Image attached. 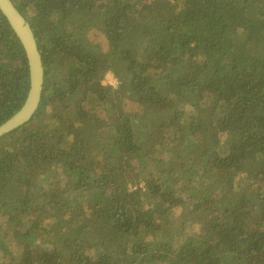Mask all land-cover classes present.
I'll return each instance as SVG.
<instances>
[{"label":"trees","instance_id":"trees-1","mask_svg":"<svg viewBox=\"0 0 264 264\" xmlns=\"http://www.w3.org/2000/svg\"><path fill=\"white\" fill-rule=\"evenodd\" d=\"M13 2L45 76L0 138V264H264V0ZM30 88L0 9V126Z\"/></svg>","mask_w":264,"mask_h":264},{"label":"water","instance_id":"water-1","mask_svg":"<svg viewBox=\"0 0 264 264\" xmlns=\"http://www.w3.org/2000/svg\"><path fill=\"white\" fill-rule=\"evenodd\" d=\"M0 9L9 20L22 42L30 68L31 88L22 108L0 126V138L26 124L37 112L44 89V65L37 38L30 22L20 12L13 0H0Z\"/></svg>","mask_w":264,"mask_h":264},{"label":"rangeland","instance_id":"rangeland-1","mask_svg":"<svg viewBox=\"0 0 264 264\" xmlns=\"http://www.w3.org/2000/svg\"><path fill=\"white\" fill-rule=\"evenodd\" d=\"M98 34H99V31L96 29H93V31L88 32L86 36L84 37L81 47L89 51L91 50L95 54L101 52V45H100L101 41H100V36H98ZM146 110H147V107H141L142 112H146ZM88 152L89 154H94L95 150L89 145Z\"/></svg>","mask_w":264,"mask_h":264},{"label":"clouds","instance_id":"clouds-1","mask_svg":"<svg viewBox=\"0 0 264 264\" xmlns=\"http://www.w3.org/2000/svg\"><path fill=\"white\" fill-rule=\"evenodd\" d=\"M103 83V82H102Z\"/></svg>","mask_w":264,"mask_h":264}]
</instances>
